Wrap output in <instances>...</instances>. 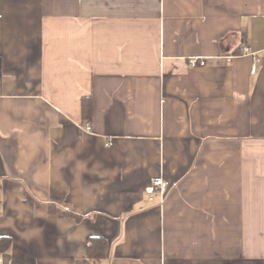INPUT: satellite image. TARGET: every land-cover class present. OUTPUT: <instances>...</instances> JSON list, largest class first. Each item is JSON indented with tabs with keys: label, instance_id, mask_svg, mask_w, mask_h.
Wrapping results in <instances>:
<instances>
[{
	"label": "crops",
	"instance_id": "obj_1",
	"mask_svg": "<svg viewBox=\"0 0 264 264\" xmlns=\"http://www.w3.org/2000/svg\"><path fill=\"white\" fill-rule=\"evenodd\" d=\"M0 237L3 264L90 237L99 264H264V0H0Z\"/></svg>",
	"mask_w": 264,
	"mask_h": 264
},
{
	"label": "trees",
	"instance_id": "obj_2",
	"mask_svg": "<svg viewBox=\"0 0 264 264\" xmlns=\"http://www.w3.org/2000/svg\"><path fill=\"white\" fill-rule=\"evenodd\" d=\"M82 116L89 118L91 112V101L84 98L81 103ZM67 217L79 220L80 217L72 213L65 212ZM11 245V239L8 237H0V254L6 253ZM108 250V242L104 237H90L86 244V258L74 261V264H99L106 257Z\"/></svg>",
	"mask_w": 264,
	"mask_h": 264
},
{
	"label": "built area",
	"instance_id": "obj_3",
	"mask_svg": "<svg viewBox=\"0 0 264 264\" xmlns=\"http://www.w3.org/2000/svg\"><path fill=\"white\" fill-rule=\"evenodd\" d=\"M243 55H252L249 51V48L246 46L242 49ZM206 63L204 58L201 57H191L188 59V64L191 67L196 66H204ZM252 72H254V67L252 68ZM87 130L90 129L89 125L87 124ZM168 184L161 178L156 177L151 180L150 185L145 188V192L149 195L150 200H153L155 196H159L161 203L163 202L164 196L167 192ZM0 264H3V260L0 257Z\"/></svg>",
	"mask_w": 264,
	"mask_h": 264
}]
</instances>
